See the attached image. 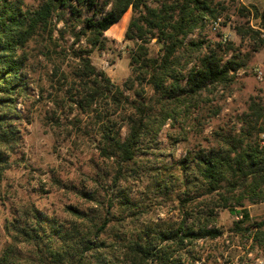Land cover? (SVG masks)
<instances>
[{
  "label": "rangeland",
  "instance_id": "1",
  "mask_svg": "<svg viewBox=\"0 0 264 264\" xmlns=\"http://www.w3.org/2000/svg\"><path fill=\"white\" fill-rule=\"evenodd\" d=\"M11 1L22 10L36 9L41 3V0ZM208 2L213 14L203 15L197 27L182 39L183 46L175 55L182 56L184 65L220 43L223 61L234 59L241 67L232 73V82L209 86L172 105L159 100L150 86L144 85L145 93H140L144 102L152 99L150 105L157 109L163 104L171 113L164 114L165 121L155 139L140 145L134 162L122 163L116 157L107 159L99 155L98 137L94 135L97 127L91 118L71 106L64 93L67 86H60L61 73H70L76 62L72 52L90 49L87 37L76 43L71 36V32L80 29V23L64 27L63 22L53 17L55 26L50 43L47 39L38 40L39 43L29 40L23 49L17 50L16 56L24 58L21 72L25 74V85L23 92L13 96L11 120L18 131L17 143L11 150L1 148L7 165L0 169V255L12 246L21 261L28 258L36 262L32 246L22 239L13 240L11 225L17 219L23 223L25 210L38 212L64 230L89 225L68 209L74 207L94 221L106 218L108 225L101 237L113 245L119 239H136L138 235L146 238L143 229L176 228L190 214L188 225L197 228L207 224L208 229L216 228L221 235L193 240L186 248L191 253L184 256L187 263L264 264V243L253 240L254 225L264 220V202L244 203L248 218L240 226L249 230L236 231L234 225L240 218L228 208H221L217 194L195 191L199 176L190 170L185 176L179 166L188 152L193 155L225 146L226 140L242 138L248 128L251 134L244 144L264 146V126L260 133L253 130L262 119L249 126V120L254 118L253 107L264 115V23L254 15L255 10L264 12V0ZM131 16L128 9L104 33V49H92L89 54L92 65L118 86L130 76V55L140 43L124 37ZM237 29L250 31L249 35L240 36ZM145 46L150 58L159 59L162 55L163 44L157 36ZM45 47L50 58L43 54ZM55 68H59L56 74ZM125 94L130 100L138 99L133 91ZM130 112L127 105L112 114L115 127L122 126L125 113ZM125 135L126 127L122 126L121 136ZM183 179L191 181L187 196L183 195ZM166 184L167 189L159 192ZM120 199L123 203L127 199L130 204L121 205Z\"/></svg>",
  "mask_w": 264,
  "mask_h": 264
},
{
  "label": "trees",
  "instance_id": "2",
  "mask_svg": "<svg viewBox=\"0 0 264 264\" xmlns=\"http://www.w3.org/2000/svg\"><path fill=\"white\" fill-rule=\"evenodd\" d=\"M128 9L132 16L124 37L140 43L130 55V76L118 86L104 71L92 65L89 54L92 49H104V33L117 24ZM204 14H213L208 0H41L33 10H22L11 0H0V169L3 164L7 165L6 154L1 148L11 150L18 140V131L11 120L13 96L24 91L25 74L21 72L24 58L16 56V52L29 40L39 43L38 40L44 42L47 39L50 43L55 26L53 17L57 22H63L64 27L80 23V29L71 32V36L76 43L87 37L86 45L90 47L72 52L76 62L70 73H61L60 86H67L64 93L71 106L91 118L97 127L94 135L98 137L96 149L99 155L129 163L134 162L144 141L155 139L165 121L164 114L170 116L169 111L171 113L163 104L157 109L150 105L152 99L149 103L144 102L140 94L145 93L144 85L150 86L159 100L172 105L186 97H194L209 86L232 82V73L241 67L234 59L223 61L220 43L209 47L204 55L187 60L184 65L182 56L175 55L183 46L182 39L197 27ZM254 15L264 23V12L255 10ZM241 29H237V34L249 35L250 31ZM63 32L60 31L61 37ZM153 36L163 44L159 59L150 58L145 46ZM191 45L197 46L196 43ZM45 49L44 56L50 58V51ZM58 72L59 68H55L54 73ZM128 91L137 93L138 99L130 100L125 94ZM127 105L131 112L125 113L122 126L126 127V135L122 137V126L115 127L112 114L121 112ZM251 112L254 118L249 120V126L262 119L259 127L253 129L260 133L264 115L254 107ZM250 134L248 128L240 139L226 140L225 146L200 150L193 155L188 152L179 161L185 176L189 170L199 176L196 180L199 187L195 191L217 194L221 208H228L240 218L234 225L239 232L249 230V227L240 226L248 218L244 203L264 202V146L244 144ZM190 183L189 179L181 182L185 186V196L190 192ZM87 198L93 200L92 196ZM124 201L120 199V204H130L127 199ZM68 209L78 219L87 220L89 225H74L70 230H64L54 221L42 218L38 212L25 210L23 223L17 219L16 224L11 225L13 240L22 239L23 243L32 246L36 262L28 258L21 261L11 246L0 255V264H189L184 256H190L186 248L193 240L214 239L221 235L220 230L208 229L207 224L197 228L188 225L190 214H186L187 218L176 228L143 229L146 238L138 235L136 239H119L117 245H113L101 237L108 225L106 218L94 221L74 207ZM254 228L253 240L264 243V220L256 223Z\"/></svg>",
  "mask_w": 264,
  "mask_h": 264
}]
</instances>
